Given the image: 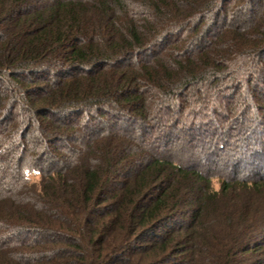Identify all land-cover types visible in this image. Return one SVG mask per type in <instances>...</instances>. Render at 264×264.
Listing matches in <instances>:
<instances>
[{"label": "trees", "instance_id": "1", "mask_svg": "<svg viewBox=\"0 0 264 264\" xmlns=\"http://www.w3.org/2000/svg\"><path fill=\"white\" fill-rule=\"evenodd\" d=\"M243 2L0 0V264H264V19L205 21ZM27 126L69 171L22 156Z\"/></svg>", "mask_w": 264, "mask_h": 264}, {"label": "rangeland", "instance_id": "2", "mask_svg": "<svg viewBox=\"0 0 264 264\" xmlns=\"http://www.w3.org/2000/svg\"><path fill=\"white\" fill-rule=\"evenodd\" d=\"M243 1L244 0H233V4L234 3L235 4H243L244 3ZM230 19H232V18H230ZM262 19H264V3L258 7L253 6V7L247 8L246 10L241 11L239 13L238 17L233 18L232 21H230V22L229 21L226 23L218 22L215 26L214 24H212V22H213L212 17L205 18V21L207 20V23L210 24V27L208 29L212 30V37H215L220 32L221 28L222 29L226 28V26L228 24L229 25H236L237 24L240 26V29L243 28L244 30H247L248 28L252 27L256 21H261ZM209 42L210 41H208L204 37L203 39L200 40V42H198V46L204 47ZM54 78H53V76H48L47 80L51 84H53V82L55 81ZM8 80H7V82H8ZM3 84H5V83L3 81H0V87ZM3 111L1 113H3ZM11 124H12V119L8 113H5L2 117H0V137L3 135V132L1 130L2 126L8 127V126H11ZM243 126L244 125H240L241 131L238 132L239 134L237 135V137L248 133L246 130H244ZM114 127L117 130L120 129L119 126L118 127L114 126ZM107 130H108V128L102 127L100 133L101 134L108 133ZM36 135L39 136V138L37 139L36 142H33L34 138H37ZM24 137H25L26 141H30L33 144H32V147L25 148V150L22 151V153H23L22 156L25 153L27 155V157L31 158L34 155V151H39V152H42V154L40 155L39 163L43 167L45 166L46 168H48L49 171L59 170L61 168L64 171H69V169H71V167H72V155H71L70 151H68L67 149H69V147H71L72 144L68 145L65 141L61 144H57L56 148H57V151H58L57 153L59 154V157H55L54 153L52 154L50 151H48L47 144H46V141L44 139L45 136L41 135L40 133H37L36 127L27 126L22 131V138H24ZM250 139H251L250 144L242 143L239 146L238 149L240 150V152L252 149V147L255 143L254 142L255 139H254V137H251ZM198 150H199L198 147L195 148V151H198ZM4 151L5 152L3 153V155L0 159V194H6V193L14 192V190H15L14 188L16 186V183H18L16 180L17 162H18L17 160L19 159L18 150L17 149L12 150V149H9V147H8ZM22 156H20V157H22ZM231 159H232V161L235 162L239 158H238V155L235 154L232 156ZM261 163L262 162L257 163V162L251 161L248 166H244V168H242L241 172L239 173L240 176H245L247 171L252 172L256 168H258L260 166L259 164H261ZM260 167H261L260 168L261 171L264 174V161ZM30 179L32 182H36L35 184H39L41 178L39 176L32 175L30 177ZM212 185H213V188L215 190L220 189V182L217 179H214L212 181ZM34 241H36V240H34ZM12 244H13V242H12ZM52 245H53L52 243H43L42 245H40V249L48 250V248L51 247ZM31 258H32V256H31ZM49 258H53V257H52V254L48 252L47 259H49ZM245 259H248V258H245ZM33 261H36V260H33Z\"/></svg>", "mask_w": 264, "mask_h": 264}]
</instances>
